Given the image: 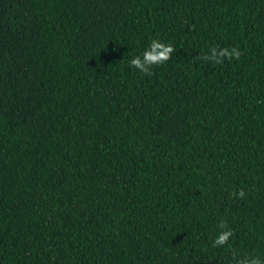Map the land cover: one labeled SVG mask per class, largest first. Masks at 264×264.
Wrapping results in <instances>:
<instances>
[{
	"label": "trees",
	"instance_id": "16d2710c",
	"mask_svg": "<svg viewBox=\"0 0 264 264\" xmlns=\"http://www.w3.org/2000/svg\"><path fill=\"white\" fill-rule=\"evenodd\" d=\"M153 39L174 52L141 73L130 61ZM213 47L241 55L203 60ZM252 255L264 0H0V264Z\"/></svg>",
	"mask_w": 264,
	"mask_h": 264
},
{
	"label": "clouds",
	"instance_id": "9594fccd",
	"mask_svg": "<svg viewBox=\"0 0 264 264\" xmlns=\"http://www.w3.org/2000/svg\"><path fill=\"white\" fill-rule=\"evenodd\" d=\"M174 52V48L171 44H166L158 39H153L147 47L138 55L133 57L130 61V66L139 70L141 73H149L154 66L161 65L168 61ZM241 53L238 48L229 49H217L211 48L208 55L201 57L206 61H213L215 63H221L225 57L232 59H238ZM234 196L243 198L245 192L241 189L238 193H233ZM233 233L225 223L220 224V231L216 234L214 240V246L218 248L225 247ZM236 264H264V259L259 256H246L237 260Z\"/></svg>",
	"mask_w": 264,
	"mask_h": 264
}]
</instances>
